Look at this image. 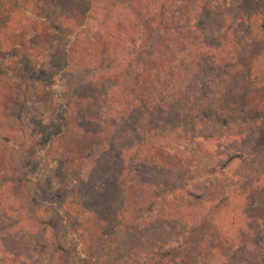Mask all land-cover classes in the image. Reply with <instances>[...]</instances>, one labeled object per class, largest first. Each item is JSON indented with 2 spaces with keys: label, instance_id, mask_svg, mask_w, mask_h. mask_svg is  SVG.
Returning a JSON list of instances; mask_svg holds the SVG:
<instances>
[{
  "label": "trees",
  "instance_id": "trees-1",
  "mask_svg": "<svg viewBox=\"0 0 264 264\" xmlns=\"http://www.w3.org/2000/svg\"><path fill=\"white\" fill-rule=\"evenodd\" d=\"M0 264H264V0H0Z\"/></svg>",
  "mask_w": 264,
  "mask_h": 264
},
{
  "label": "rangeland",
  "instance_id": "rangeland-1",
  "mask_svg": "<svg viewBox=\"0 0 264 264\" xmlns=\"http://www.w3.org/2000/svg\"><path fill=\"white\" fill-rule=\"evenodd\" d=\"M232 127H234V128H235V125H234V126H232Z\"/></svg>",
  "mask_w": 264,
  "mask_h": 264
}]
</instances>
